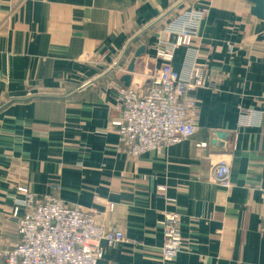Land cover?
I'll use <instances>...</instances> for the list:
<instances>
[{"label": "crops", "instance_id": "obj_1", "mask_svg": "<svg viewBox=\"0 0 264 264\" xmlns=\"http://www.w3.org/2000/svg\"><path fill=\"white\" fill-rule=\"evenodd\" d=\"M182 1L0 0L1 249L20 242L12 213L23 187L122 232L123 243L101 246L98 264H264V18L251 15L248 0H186L152 26ZM203 10L192 45L171 63L182 75L193 58L203 66L197 132L129 157L110 125L111 84L129 76L128 86L145 90L160 65L158 40L179 15ZM222 160L229 189L213 178ZM168 214L178 218L183 246L163 263Z\"/></svg>", "mask_w": 264, "mask_h": 264}, {"label": "built area", "instance_id": "obj_2", "mask_svg": "<svg viewBox=\"0 0 264 264\" xmlns=\"http://www.w3.org/2000/svg\"><path fill=\"white\" fill-rule=\"evenodd\" d=\"M205 13V10L188 11L179 15L167 30L168 38L158 40L154 50L160 65L150 76L145 90L111 84L117 116L110 125L118 136L120 148L129 157L159 153L197 132L195 93L207 86L203 66L193 58L188 73L182 75L171 63L178 48L192 45ZM169 36H175L174 42ZM245 117L248 115H241V119ZM213 178L216 185L229 189L226 161L216 165ZM18 191L21 199L16 201L12 218L17 223L20 242L10 249H0L4 264H98L103 256V244L110 247L124 242L118 228H106L92 212L67 206L54 196H37L23 187ZM159 191L164 192V188ZM162 227L160 256L163 263H169L183 246L177 216L166 215Z\"/></svg>", "mask_w": 264, "mask_h": 264}, {"label": "water", "instance_id": "obj_3", "mask_svg": "<svg viewBox=\"0 0 264 264\" xmlns=\"http://www.w3.org/2000/svg\"><path fill=\"white\" fill-rule=\"evenodd\" d=\"M186 0H183L182 2H180L179 4H177L176 6H174L171 10H169L166 14H164V16L157 20L153 25H155L157 22H159L160 20H162L163 18H165L166 16H168L170 13H172L174 10H176L180 5H182ZM252 5L253 7L251 8V15L256 17L257 19H262L264 18V0H248ZM152 26H150L149 28H147L146 30L142 31L141 33H139L138 35H136L133 39L130 40L129 44L127 45L126 49L124 50L119 62H117V64H115L113 66V68H111L109 70V72H112V70L116 69L117 66L119 65V63L121 62V60L124 58V56L126 55L127 53V50L129 48V46L137 39L139 38L144 32H146L148 29H150ZM145 52V48L144 47H140L134 54V57L133 59L131 60L130 62V65L128 66V72H133V68H134V63H135V60L137 58H139L141 55H143ZM108 72V73H109ZM129 76H124L123 80L125 82L124 86L125 87H128L129 85ZM95 81H92L88 84H86L85 86H83L81 89L93 84ZM216 136V139L217 140H220V141H223L225 138H226V134H223V133H216L215 134ZM212 144L213 145H218V146H221V144H218L217 141L215 140H212Z\"/></svg>", "mask_w": 264, "mask_h": 264}, {"label": "rangeland", "instance_id": "obj_4", "mask_svg": "<svg viewBox=\"0 0 264 264\" xmlns=\"http://www.w3.org/2000/svg\"><path fill=\"white\" fill-rule=\"evenodd\" d=\"M62 201V200H61ZM67 205V204H66ZM109 205H112V204H109ZM109 205L107 206L108 207V210H110L109 209ZM68 206V205H67ZM71 207V206H70ZM111 211V210H110ZM106 228H109V227H106ZM1 249V248H0ZM160 258H161V256H160Z\"/></svg>", "mask_w": 264, "mask_h": 264}]
</instances>
